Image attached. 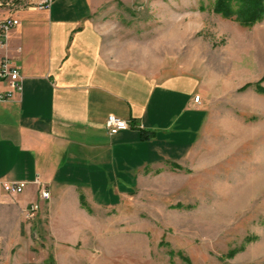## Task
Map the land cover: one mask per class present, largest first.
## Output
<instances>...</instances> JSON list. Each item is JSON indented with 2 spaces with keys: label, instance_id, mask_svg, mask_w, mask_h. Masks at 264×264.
<instances>
[{
  "label": "rangeland",
  "instance_id": "rangeland-1",
  "mask_svg": "<svg viewBox=\"0 0 264 264\" xmlns=\"http://www.w3.org/2000/svg\"><path fill=\"white\" fill-rule=\"evenodd\" d=\"M217 2H109L99 27L116 56L147 73L171 64L202 82L198 143L118 201L96 192L77 209H52L50 199L28 221L11 198L0 264H264V18L243 24L216 12Z\"/></svg>",
  "mask_w": 264,
  "mask_h": 264
},
{
  "label": "crops",
  "instance_id": "crops-1",
  "mask_svg": "<svg viewBox=\"0 0 264 264\" xmlns=\"http://www.w3.org/2000/svg\"><path fill=\"white\" fill-rule=\"evenodd\" d=\"M110 1L55 0L49 11L16 13L20 24L0 57L20 66L23 91L0 102V181L28 183L22 210L37 199V178L52 209L68 201L77 209L96 192H117L118 201L147 173L183 164L198 143L208 115L202 82L171 64L147 73L116 56L99 27ZM9 14L0 8V20ZM110 115L143 130L111 136ZM10 199L0 203V222Z\"/></svg>",
  "mask_w": 264,
  "mask_h": 264
},
{
  "label": "built area",
  "instance_id": "built-area-1",
  "mask_svg": "<svg viewBox=\"0 0 264 264\" xmlns=\"http://www.w3.org/2000/svg\"><path fill=\"white\" fill-rule=\"evenodd\" d=\"M55 0H0V8H7L10 11L8 17L0 20V51H3L9 41L11 31L20 24V19L16 13L23 8H30L40 11H49ZM0 102L10 101L23 91V78L20 66L10 57H0ZM200 101V96L195 97V102ZM106 128L109 135L114 136L121 131L133 128H141L132 119H121L110 115L106 120ZM37 185V199L23 209L24 218L28 221L34 220L39 211L41 203H46L51 199L50 191L42 185L39 178L34 181ZM28 183L23 181H0V203L5 198L18 196L27 189ZM3 234L0 224V261L3 256Z\"/></svg>",
  "mask_w": 264,
  "mask_h": 264
},
{
  "label": "trees",
  "instance_id": "trees-1",
  "mask_svg": "<svg viewBox=\"0 0 264 264\" xmlns=\"http://www.w3.org/2000/svg\"><path fill=\"white\" fill-rule=\"evenodd\" d=\"M239 4V11L237 13H231L230 8ZM216 12L221 13L225 17H235L239 22L250 25L264 18V0H218L215 5ZM264 93V89L260 88ZM135 123L136 121L133 120ZM143 130L142 128H135ZM152 135V134H151ZM149 134L146 131H142V138H149ZM83 198V196H81Z\"/></svg>",
  "mask_w": 264,
  "mask_h": 264
}]
</instances>
